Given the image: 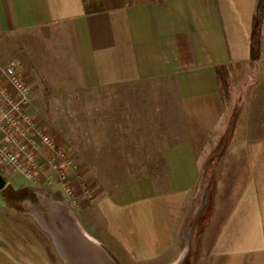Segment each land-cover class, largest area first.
Instances as JSON below:
<instances>
[{
	"label": "crops",
	"instance_id": "0c3cea01",
	"mask_svg": "<svg viewBox=\"0 0 264 264\" xmlns=\"http://www.w3.org/2000/svg\"><path fill=\"white\" fill-rule=\"evenodd\" d=\"M256 2L0 0V40L13 38L11 60L0 57V65L13 60L31 96H91V129L85 120L80 132L91 134L92 150L105 149L73 155L91 201L77 181L69 198L58 184L36 187L0 167V264H56L43 230L55 241L71 233L112 264H179L191 219L192 264H264V15L259 56L250 57ZM71 143L62 144L68 151ZM154 155L160 172L96 183L92 165L152 164ZM26 186L63 212V230L20 209Z\"/></svg>",
	"mask_w": 264,
	"mask_h": 264
},
{
	"label": "rangeland",
	"instance_id": "374dc122",
	"mask_svg": "<svg viewBox=\"0 0 264 264\" xmlns=\"http://www.w3.org/2000/svg\"><path fill=\"white\" fill-rule=\"evenodd\" d=\"M12 40H13L12 36L1 38V40H0V57L1 58H5V59L11 58V50L10 49H11V41ZM9 60H11V59H9ZM9 60H7V61H9ZM7 61H4V62L6 63ZM4 62H2V65H4L3 64ZM19 71H20V68H19ZM220 89H221V93L223 95L225 103L227 101L229 102V96H228V94H229V83L227 81H225V82L221 81L220 82ZM32 97H33V104L36 107L35 114L41 122H44L47 124L46 126H47L48 132L50 131L49 133L59 142V144H61L64 147L67 146V145L65 146L62 144V143H64V140L68 141L70 143L72 142L71 143V150L68 149L69 154L71 151V154L69 156L72 159L74 158L73 155L74 156L76 155V152L81 153L83 151L85 153H91V151H92V152L101 154L105 150V149L98 148L99 146L97 148H95L94 150H92L91 134H89V133L83 134L82 132H80L81 128L86 129V127H85L86 121L85 120L90 122V123H88L87 127H88V130L91 129V127H90V124L92 123L91 122V119H92L91 114L93 113V110L95 109V104H96V102L94 104L93 101L91 100V96H32ZM44 97H47L49 100V105L47 108L45 107V103L43 102ZM83 98H84V100H83ZM239 107H240V105H237L236 103H234V105L233 104L229 105V109L227 111L228 116H230L229 119L227 120V125H228L227 128H229V130H228L229 136H230V134L233 133V129L235 127V120H237L236 114L239 113ZM226 119H227V117H226ZM96 127H99V126L96 125ZM224 133H225V131L217 133L216 139H218V141H219L220 137H222ZM98 136H99V133H96L95 137H98ZM112 136H114V134H112ZM77 141L79 142V146L77 145L78 144ZM66 148H68V147H66ZM122 151L124 152L125 150L121 149V152ZM129 151H132V153L134 152L135 154L138 153L137 150H134V149L129 150ZM219 151H220V146L217 143V147L215 149V154H216L215 157L217 156V153ZM126 152H128V151L126 150ZM151 152H153V150H151ZM111 153H113V152H111ZM155 156L156 155H154V157ZM154 157L152 159H150L151 161L154 162L152 164H137V163L98 164V165H92L91 167L96 168L97 171L99 172V176L97 175L95 178L96 183L102 184L105 187H108V186L111 187V186L117 185V184L131 178V177H135V176L141 175L143 173L160 172L161 171V165L159 164V160L156 157L155 158ZM111 160H113V159H111ZM137 160H139L138 155H136V158H132L129 161L135 162ZM97 178H98V180H97ZM199 185H201V183ZM40 186L42 188L45 187V189H48V188L55 187L56 183L54 182V180L49 181V179L47 177L45 182L41 183ZM203 187H204V185L202 184L201 189H200V191L197 194V197L195 199L194 208H193L194 209V211H193L194 215L197 213L199 206L203 200V195H202V197H199L200 193L204 194ZM21 194H23V195L16 197V199H18V200L20 199L18 206L20 207V209L22 211H25L27 213H31V212L34 213L38 217V219H40V221L44 225H46L47 227L50 223H52V224L54 223L58 227V229L62 228V230H63V227L65 228V226H64L65 222H63L65 215L63 214V212H60V210L57 209L56 212L54 211L55 213H52L53 212V211H51L52 208L49 205H44V204L42 205L39 202L38 197L30 193V191L28 190V187L26 189H24V191ZM26 198L30 199V201L32 202V204H31L32 206L26 205V203L23 201V199H26ZM63 200H65V202L67 203V204H65V203L63 204L64 207L69 208L68 212L70 213V210L72 209L70 201H68L64 198H63ZM42 203H43V201H42ZM72 204L76 205L74 202ZM73 209L77 210L75 207H73ZM191 223H193L192 219L189 221V224H187L189 229L193 225ZM189 229L186 230L185 236L181 240L183 259L181 260V262L179 264H192V259L196 253V248H195L196 246L194 247V245L193 246H192V244L190 245L191 242L189 240ZM43 232H44V235L46 236V238L48 240V243L50 242V249L52 250L53 254L55 256H58V258L56 257V264H65L62 256L59 255L60 250L57 246V243H58V245H60L59 236L56 237V241H55L54 240L55 236H53V230H49V232L47 230H43ZM194 232H195V229L193 231V234H194ZM50 235H52V236H50ZM194 242H196V241L194 240ZM62 255H63V253H62ZM186 255H188V256L186 257Z\"/></svg>",
	"mask_w": 264,
	"mask_h": 264
},
{
	"label": "built area",
	"instance_id": "2783aa9c",
	"mask_svg": "<svg viewBox=\"0 0 264 264\" xmlns=\"http://www.w3.org/2000/svg\"><path fill=\"white\" fill-rule=\"evenodd\" d=\"M31 100L30 87L17 64L8 61L0 66V167L8 174H20L36 187L40 186L41 174H45L69 198H74L77 181L84 198L91 201L89 186L67 149L29 110Z\"/></svg>",
	"mask_w": 264,
	"mask_h": 264
},
{
	"label": "water",
	"instance_id": "95a60500",
	"mask_svg": "<svg viewBox=\"0 0 264 264\" xmlns=\"http://www.w3.org/2000/svg\"><path fill=\"white\" fill-rule=\"evenodd\" d=\"M3 186L4 179L0 174V189ZM59 243L67 264H112L101 253L89 248L71 233L60 235Z\"/></svg>",
	"mask_w": 264,
	"mask_h": 264
},
{
	"label": "trees",
	"instance_id": "16d2710c",
	"mask_svg": "<svg viewBox=\"0 0 264 264\" xmlns=\"http://www.w3.org/2000/svg\"><path fill=\"white\" fill-rule=\"evenodd\" d=\"M263 15H264V0H257L256 6H255V12L253 16V22H252V29H251V36H250V57L251 60H255L259 56L260 52V30L263 23ZM220 70L217 68V72ZM220 82H225V78L221 76ZM43 102L45 103V107L47 108L49 105V100L47 97L43 98ZM207 181L205 180L203 182V185H205Z\"/></svg>",
	"mask_w": 264,
	"mask_h": 264
},
{
	"label": "bare ground",
	"instance_id": "6f19581e",
	"mask_svg": "<svg viewBox=\"0 0 264 264\" xmlns=\"http://www.w3.org/2000/svg\"><path fill=\"white\" fill-rule=\"evenodd\" d=\"M85 236V235H84Z\"/></svg>",
	"mask_w": 264,
	"mask_h": 264
}]
</instances>
